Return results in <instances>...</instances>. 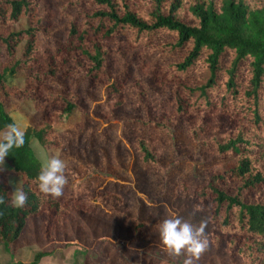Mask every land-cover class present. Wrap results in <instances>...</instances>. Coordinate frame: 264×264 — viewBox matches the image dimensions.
<instances>
[{
    "label": "trees",
    "instance_id": "16d2710c",
    "mask_svg": "<svg viewBox=\"0 0 264 264\" xmlns=\"http://www.w3.org/2000/svg\"><path fill=\"white\" fill-rule=\"evenodd\" d=\"M56 1V10L51 12L49 5L41 7L38 0H0V21L29 20L26 27L0 35L4 57L0 67V130L15 123L5 102L17 86H8L5 77L30 70L40 47L47 51L45 69L49 75L60 72L62 77L71 76L87 63L84 75L90 85L102 86L106 95H114L113 107L123 101L129 74L127 65L115 74L108 73V42H114L122 59L127 58L128 49L135 48L141 73L152 75L159 85H171L169 97L155 105L141 81L134 82L133 116L127 119L142 127L134 146L139 164L147 172L165 174L156 138L172 147L179 121H186L200 150L217 158L231 154L234 162L215 163L202 182L193 186L192 195L214 229L209 241L216 250L241 256L240 263L231 264H264V0ZM52 22L63 33L62 44L54 50L38 42L41 25ZM21 41L17 56L16 46ZM35 83V105L48 108L52 104L53 108L57 101L61 103L27 125L24 146L12 149L5 158L10 172L21 177L20 189L28 196L24 208L11 206L7 177L0 171V196L5 200L0 204V244L6 251H11L28 215L42 212L49 222L53 215L72 207L91 210L95 202L65 194L53 199L39 192L37 177L44 164L33 151L32 139L43 148L61 147L55 123L73 110L84 111L76 102L77 95H68L66 87L50 92L40 87L39 80ZM99 105L103 117L113 111L104 103ZM82 125L86 126V121ZM126 131L127 121L122 133ZM76 157L59 155L66 163V175L73 177L72 185L80 191V182L79 186L74 184L78 172L70 170L69 163L80 162ZM184 182L182 191L188 193ZM110 193L112 206L123 203L117 192ZM101 195L100 190V201ZM123 222L132 230L133 240L142 237L149 224L135 216H125ZM52 251L40 248L22 264H39Z\"/></svg>",
    "mask_w": 264,
    "mask_h": 264
},
{
    "label": "rangeland",
    "instance_id": "374dc122",
    "mask_svg": "<svg viewBox=\"0 0 264 264\" xmlns=\"http://www.w3.org/2000/svg\"><path fill=\"white\" fill-rule=\"evenodd\" d=\"M38 1L40 5H49L51 12L56 10V0ZM28 23L26 17L12 23L7 20L0 21V35L7 30L26 27ZM41 33L38 42L48 49L54 50L63 42V33L56 23L41 25ZM22 46L23 41L16 46L17 56ZM35 55L37 61L30 70L6 75V84L15 85L17 88L15 92L8 93L5 108L15 123L24 129L45 113L48 114V110L58 109L61 103L57 101L53 108L52 104L48 108L35 105L32 95L36 86L35 80H39L40 87L50 92H58L66 87L68 95H77L76 102L84 113L73 110L55 123V129L60 132L63 141L62 146L43 148L34 139L31 146L43 164L52 156L77 158L78 155L81 159L78 163L75 161L77 165L73 161L69 163L70 170L74 168L78 172L79 178L74 184L77 182L79 186L80 182L81 190L75 189L71 180L73 177L67 176L69 183L64 194L95 202L91 210H76L72 207L62 214L53 215L49 222L45 213L28 215L19 237L12 243L11 251H6L0 244V264L28 263L40 248H53V251L43 256L39 264H183L185 257L173 258L167 255L160 241L159 225L164 219L173 216L197 227L202 221H207L205 231L209 238L214 229L209 225L206 212H202L200 207L199 211L196 210L192 188L202 182L203 176L215 163L232 164L233 156L226 154L217 158L209 151L200 150L189 133L186 121H179L174 127L172 147L165 146L163 139L156 138L160 162L166 166L165 174L147 172L139 164L134 147L136 136L141 133L142 127L127 119L133 116L131 105L134 82L141 81L147 90V96L155 105L169 97L171 85H159L155 83L152 75L141 73L135 48L128 49L127 58L122 59L114 42L110 41L107 54L108 73L115 74L127 65L129 74L123 88V101L113 107L111 100L114 95H106L102 86L90 85L89 78L84 75L87 63H83L81 69L73 75L62 77L60 72L48 74L45 69L48 64L45 49L40 47ZM3 63L0 45V67ZM56 68L59 69L58 65ZM36 96L43 97L40 94ZM100 103L113 108L110 115L104 114L103 117ZM84 121L86 126L82 128ZM126 121L127 131L123 134ZM4 130H0V133ZM89 144L92 145L91 148L87 147ZM0 171L7 177L11 193L20 189L21 177L10 172V164L6 160ZM183 181L188 187V193L182 191ZM100 190L101 201L98 196ZM110 191L117 192L123 203L112 206L114 198ZM125 216H135L149 223L142 237L132 239V230L123 222ZM46 222L49 225L47 232ZM232 262L240 263L241 256L222 249L216 250L210 244L198 264Z\"/></svg>",
    "mask_w": 264,
    "mask_h": 264
},
{
    "label": "clouds",
    "instance_id": "9594fccd",
    "mask_svg": "<svg viewBox=\"0 0 264 264\" xmlns=\"http://www.w3.org/2000/svg\"><path fill=\"white\" fill-rule=\"evenodd\" d=\"M24 144L25 131L16 123L7 124L3 133H0V169L12 149L22 148ZM66 167L65 161L56 156H52L41 167L37 185L43 196L58 199L64 194V189L69 183ZM27 200L28 196L22 189H15L11 193V206L16 209L24 208ZM4 203V198L0 196V204ZM196 210H200L199 206ZM0 215H3V212H0ZM206 227L207 221H202L197 227L178 216L166 218L159 225L160 241L168 256H183V264H198L210 245Z\"/></svg>",
    "mask_w": 264,
    "mask_h": 264
},
{
    "label": "crops",
    "instance_id": "0c3cea01",
    "mask_svg": "<svg viewBox=\"0 0 264 264\" xmlns=\"http://www.w3.org/2000/svg\"><path fill=\"white\" fill-rule=\"evenodd\" d=\"M27 219V218H26ZM25 224H26V222H25ZM24 228V227H23Z\"/></svg>",
    "mask_w": 264,
    "mask_h": 264
}]
</instances>
